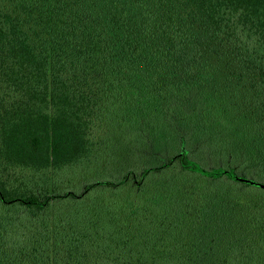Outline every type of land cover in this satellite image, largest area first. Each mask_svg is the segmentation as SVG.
I'll return each instance as SVG.
<instances>
[{
	"label": "trees",
	"instance_id": "trees-1",
	"mask_svg": "<svg viewBox=\"0 0 264 264\" xmlns=\"http://www.w3.org/2000/svg\"><path fill=\"white\" fill-rule=\"evenodd\" d=\"M264 0H0V264H264Z\"/></svg>",
	"mask_w": 264,
	"mask_h": 264
},
{
	"label": "water",
	"instance_id": "water-1",
	"mask_svg": "<svg viewBox=\"0 0 264 264\" xmlns=\"http://www.w3.org/2000/svg\"><path fill=\"white\" fill-rule=\"evenodd\" d=\"M253 184H256L257 186H261V187H264V184H262V183H256V182H253Z\"/></svg>",
	"mask_w": 264,
	"mask_h": 264
}]
</instances>
